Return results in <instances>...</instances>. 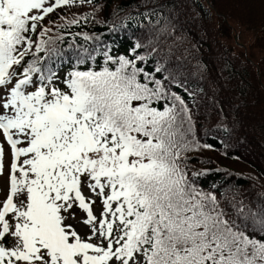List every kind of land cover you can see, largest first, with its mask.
Wrapping results in <instances>:
<instances>
[{
    "label": "snow or ice",
    "instance_id": "obj_1",
    "mask_svg": "<svg viewBox=\"0 0 264 264\" xmlns=\"http://www.w3.org/2000/svg\"><path fill=\"white\" fill-rule=\"evenodd\" d=\"M76 3L0 0V264H264V204L226 211L188 178L199 145L162 68L80 48L59 74L41 22Z\"/></svg>",
    "mask_w": 264,
    "mask_h": 264
},
{
    "label": "trees",
    "instance_id": "obj_2",
    "mask_svg": "<svg viewBox=\"0 0 264 264\" xmlns=\"http://www.w3.org/2000/svg\"><path fill=\"white\" fill-rule=\"evenodd\" d=\"M227 21L258 43L245 47L260 54L255 63L227 47L220 28ZM41 25L50 30V47L66 53L61 71L71 69L80 48L98 49L101 65L107 51L144 56L146 71L162 68L157 76L184 99L188 139L199 145L181 157L188 178L226 211L241 201L264 204V0H91L57 8Z\"/></svg>",
    "mask_w": 264,
    "mask_h": 264
},
{
    "label": "rangeland",
    "instance_id": "obj_3",
    "mask_svg": "<svg viewBox=\"0 0 264 264\" xmlns=\"http://www.w3.org/2000/svg\"><path fill=\"white\" fill-rule=\"evenodd\" d=\"M200 3L204 6L206 3V0H199ZM79 2V0H77ZM257 4V3H256ZM255 5V4H254ZM254 5L252 7V11L254 8ZM240 25V24H239ZM236 24L234 21H227L220 23V28L223 32V41L226 43L228 48H231L236 54L240 55L242 58H247L251 62L255 63L259 58V53L255 50H248L245 47L250 44L257 45L258 43L253 41V38L250 37L246 31H244V28ZM238 42L242 46H236L233 43ZM61 76H63L65 73L59 72ZM7 163V161H6ZM6 181L7 176L6 174L4 176H0V196H2L5 193L6 190ZM100 210V205L94 206V212L95 214H98ZM77 219H80L81 216H76Z\"/></svg>",
    "mask_w": 264,
    "mask_h": 264
}]
</instances>
